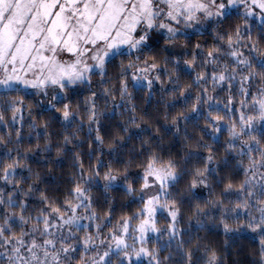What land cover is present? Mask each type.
<instances>
[{"label":"snow or ice","instance_id":"snow-or-ice-1","mask_svg":"<svg viewBox=\"0 0 264 264\" xmlns=\"http://www.w3.org/2000/svg\"><path fill=\"white\" fill-rule=\"evenodd\" d=\"M0 264H264V0H0Z\"/></svg>","mask_w":264,"mask_h":264},{"label":"trees","instance_id":"trees-1","mask_svg":"<svg viewBox=\"0 0 264 264\" xmlns=\"http://www.w3.org/2000/svg\"><path fill=\"white\" fill-rule=\"evenodd\" d=\"M67 163V162H66ZM60 169H57V172H59ZM222 240V237L220 238ZM246 244V242H244ZM246 251L248 250V248L246 247L245 249ZM231 259H236V254H235V251L233 250V253H232V256H231Z\"/></svg>","mask_w":264,"mask_h":264}]
</instances>
